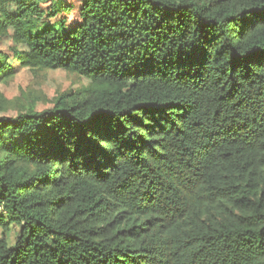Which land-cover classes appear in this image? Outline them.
Listing matches in <instances>:
<instances>
[{
	"label": "trees",
	"instance_id": "obj_1",
	"mask_svg": "<svg viewBox=\"0 0 264 264\" xmlns=\"http://www.w3.org/2000/svg\"><path fill=\"white\" fill-rule=\"evenodd\" d=\"M0 264H264V0H0Z\"/></svg>",
	"mask_w": 264,
	"mask_h": 264
},
{
	"label": "rangeland",
	"instance_id": "obj_2",
	"mask_svg": "<svg viewBox=\"0 0 264 264\" xmlns=\"http://www.w3.org/2000/svg\"><path fill=\"white\" fill-rule=\"evenodd\" d=\"M85 86L86 82L72 73L19 68L0 82V114L42 111L61 96L72 98L80 95Z\"/></svg>",
	"mask_w": 264,
	"mask_h": 264
}]
</instances>
